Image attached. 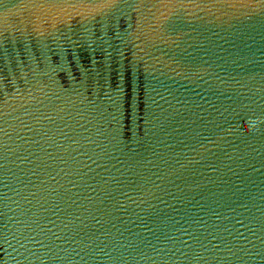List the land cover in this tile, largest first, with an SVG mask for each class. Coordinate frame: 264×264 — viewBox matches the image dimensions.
<instances>
[{"label": "water", "instance_id": "1", "mask_svg": "<svg viewBox=\"0 0 264 264\" xmlns=\"http://www.w3.org/2000/svg\"><path fill=\"white\" fill-rule=\"evenodd\" d=\"M0 264H264V0H0Z\"/></svg>", "mask_w": 264, "mask_h": 264}]
</instances>
